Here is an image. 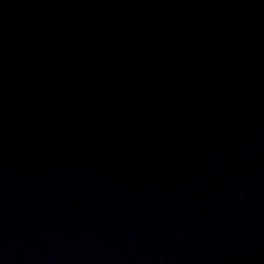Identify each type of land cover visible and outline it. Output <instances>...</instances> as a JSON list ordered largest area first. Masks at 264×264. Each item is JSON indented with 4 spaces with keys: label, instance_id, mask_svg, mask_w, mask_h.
Returning a JSON list of instances; mask_svg holds the SVG:
<instances>
[{
    "label": "water",
    "instance_id": "95a60500",
    "mask_svg": "<svg viewBox=\"0 0 264 264\" xmlns=\"http://www.w3.org/2000/svg\"><path fill=\"white\" fill-rule=\"evenodd\" d=\"M0 264H264V0H0Z\"/></svg>",
    "mask_w": 264,
    "mask_h": 264
}]
</instances>
